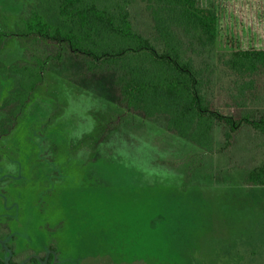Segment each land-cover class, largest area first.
I'll return each instance as SVG.
<instances>
[{
    "label": "rangeland",
    "instance_id": "obj_1",
    "mask_svg": "<svg viewBox=\"0 0 264 264\" xmlns=\"http://www.w3.org/2000/svg\"><path fill=\"white\" fill-rule=\"evenodd\" d=\"M198 3L214 8L217 0ZM0 10L9 24L21 5L0 0ZM133 19L139 32L153 33L143 6ZM16 52L11 43L0 62ZM14 83L0 75V103ZM121 114L45 75L22 120L0 139V256L14 264H227L257 251L264 262L262 211L237 204L249 195L245 170L259 149L247 160L242 148L226 157L217 129V151L207 154L129 114L97 145ZM249 138L260 144L250 132L241 142Z\"/></svg>",
    "mask_w": 264,
    "mask_h": 264
},
{
    "label": "trees",
    "instance_id": "obj_2",
    "mask_svg": "<svg viewBox=\"0 0 264 264\" xmlns=\"http://www.w3.org/2000/svg\"><path fill=\"white\" fill-rule=\"evenodd\" d=\"M16 2L21 10L9 24L0 10V53L17 45L12 59L0 62V75L15 80L0 103V139L19 124L52 71L123 110L97 145L129 114L207 154L217 151V129L218 152L226 157L242 148L247 160L259 149L261 158L245 170L249 195L237 204L262 211L264 227V0H217L214 8L198 0ZM138 5L153 23L148 36L135 27ZM249 132L259 145L241 142ZM47 255L57 260L52 247ZM249 255L227 264H264L257 251ZM0 264L14 262L0 256Z\"/></svg>",
    "mask_w": 264,
    "mask_h": 264
}]
</instances>
